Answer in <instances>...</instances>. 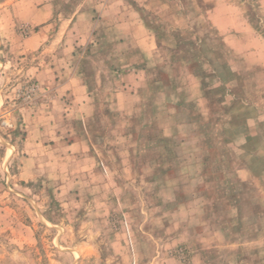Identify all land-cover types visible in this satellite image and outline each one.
Masks as SVG:
<instances>
[{
  "label": "rangeland",
  "instance_id": "374dc122",
  "mask_svg": "<svg viewBox=\"0 0 264 264\" xmlns=\"http://www.w3.org/2000/svg\"><path fill=\"white\" fill-rule=\"evenodd\" d=\"M16 1L0 264H264V0Z\"/></svg>",
  "mask_w": 264,
  "mask_h": 264
},
{
  "label": "crops",
  "instance_id": "0c3cea01",
  "mask_svg": "<svg viewBox=\"0 0 264 264\" xmlns=\"http://www.w3.org/2000/svg\"><path fill=\"white\" fill-rule=\"evenodd\" d=\"M22 1L23 0L16 1L15 5L20 4ZM42 7L44 9V14L43 15L47 17V11H45V10H47V6H45V5H42V6H40L37 9V13H39L38 16L40 17L41 12L43 11ZM27 9H29V8L27 7ZM43 21H46V18H44ZM40 34H41V30L35 31L34 32V36H35L34 38L43 39ZM30 39L32 40V38H30ZM141 51H143V50H141ZM56 88L58 89L59 92H61L62 90H64V91L65 90H69L70 94L73 95V97H74V100H72L71 102H73V101L82 102L83 101L84 97H82V94L85 92V86L83 85L81 79L77 76L75 70L74 71L72 70L71 75L65 81L60 82L59 84H57ZM60 98H61V96H60Z\"/></svg>",
  "mask_w": 264,
  "mask_h": 264
}]
</instances>
